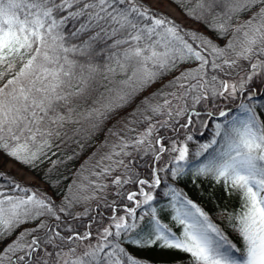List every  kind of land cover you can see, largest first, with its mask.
Wrapping results in <instances>:
<instances>
[{"label": "snow or ice", "instance_id": "6c2138e0", "mask_svg": "<svg viewBox=\"0 0 264 264\" xmlns=\"http://www.w3.org/2000/svg\"><path fill=\"white\" fill-rule=\"evenodd\" d=\"M188 2V16L217 38L230 34L223 46L140 0H0V152L34 168L54 140L73 141L82 152L132 108L108 128L59 203L0 172V264H151L125 244L187 254L178 264H264V121L257 112L264 110V0ZM237 69L244 74L231 78ZM194 124L201 134L211 124L212 134L191 155V132L183 140L158 135H179ZM164 153L168 163L139 178L134 154H151L155 162ZM63 162L52 161L49 172ZM166 169L173 180L190 173L222 183L229 195L239 194L240 207L221 213L222 227L169 185L163 194L177 234L152 203ZM130 184L138 191H125ZM112 188L124 215L117 216V200L108 202ZM101 204L111 211L108 224ZM141 206L146 211L137 219Z\"/></svg>", "mask_w": 264, "mask_h": 264}, {"label": "trees", "instance_id": "16d2710c", "mask_svg": "<svg viewBox=\"0 0 264 264\" xmlns=\"http://www.w3.org/2000/svg\"><path fill=\"white\" fill-rule=\"evenodd\" d=\"M170 4H172L176 9L184 15L185 18L188 20L194 22L197 25V28H192L190 26L184 25L180 21L176 20L173 16L170 14L162 11L159 8L153 7L149 5L144 0H140V3L144 4L145 6H148L150 9H152L154 12L162 13L168 18H170L175 24L179 25V27L184 31H200L202 30L203 33L209 35V37L213 40H217L218 42H225L230 38L229 36L217 38L214 32L209 30L206 25H204L201 21L195 19L194 17H190L186 13V8L190 7L191 4L188 2V0H167ZM248 15V13L242 14L238 19H240L243 16ZM236 21H234L235 23ZM226 43V42H225ZM169 77H165L164 80L160 81L158 86H160V83H165ZM231 78H234L232 76ZM255 86V85H254ZM154 89H149L148 92H145L141 94L140 97L137 98L136 103H139L140 99L143 98L144 95H148L151 91H154ZM227 104L226 101L221 100L220 105L221 107H224ZM135 105H133L134 107ZM231 107V105H227ZM197 110L203 111L204 105H197ZM132 111V108L126 109L124 112H121L119 117H117L116 120H112L109 122V124L105 127L103 132H97L92 138L91 142L88 144V146L81 152L78 145L73 141H66L63 139H56L53 142L52 148L49 150L48 155L46 158L42 157L41 162H38L36 167H29L26 166L18 161H15L20 166L24 167L28 171H30L41 183H43L44 187H39L34 183H25L21 180L17 179L16 177L10 175L9 173L0 170V172H5L7 175L14 177L17 181H19L21 184L29 186L35 190H39L41 193H44L48 196H51L57 203H59V200L61 199L60 193L62 190L66 189L67 184L71 182L72 175L75 173V170L77 169L80 161L83 157L86 156L87 152L91 149H94V151L97 150L99 143H101L102 139H105L108 136V128L111 127L113 124H117L119 120H122V118L126 115V112ZM257 112L260 115V118L262 121H264V110H261L257 108ZM207 119V117H204ZM162 119V118H161ZM186 120V117L184 118ZM183 122V121H182ZM187 132H191L193 135V141L188 143V147L190 150V155L192 152L196 150L199 143H204L207 140L211 138L212 134V126L209 124V127L203 131V134H201V130L199 125H193L191 128L187 130H181L179 135L176 133H173L171 130H161L158 135L165 136V137H174L179 140H183L184 136L187 134ZM165 146H168L169 141L165 139L163 141ZM103 150V149H102ZM91 152L92 153L94 152ZM73 152H78L79 155L77 158H75L72 161H66L65 157L72 155ZM4 154L3 152H1ZM5 155V154H4ZM135 160H133V157H128V160H133V167L136 168L137 172L139 173V178L141 179H150L151 177V168L152 167H163L165 163H168L169 157L167 153L162 154L161 161H153V157L151 154L149 155H136ZM10 158V157H9ZM11 159V158H10ZM54 160H60L64 161L63 163L57 165L51 172H49V169L52 168V161ZM171 168V165H169V169ZM169 169H166L165 172H160L158 175L161 178V185L158 186L155 191L145 186V190L150 189L153 191V195L156 197V199L152 202L153 206L157 209V217L161 220V223L167 224L172 231L179 234L180 228L175 224L174 221L171 219L172 210L168 207L170 197L164 196V190L171 185L172 187L177 188L178 190L182 191L189 199L193 200L194 203H196L200 208L205 211L209 217L213 220L214 223L220 224L222 227H225L226 221H222L221 219V213L224 212H231L235 209H238L240 207V197L239 194H232L229 195L227 191H225L223 184H217L214 180H212L210 177H196L195 179L193 176L188 173L176 180H173ZM64 176L69 177L67 180H62V182L58 185H53L50 183V181H55L58 178H62ZM115 191V190H114ZM125 191H138L137 185H126ZM139 198V197H137ZM114 200H117V207L118 211L119 208V198L114 195ZM108 202L111 203V201L108 199ZM125 204L128 205V201L126 198L123 201ZM92 207L95 209L97 207L96 202H93ZM81 209V207H77L76 210ZM82 211V210H81ZM99 211L103 213L104 217V223L108 224L109 221L107 219L108 216L111 215L110 209H105L103 205L101 204ZM146 209L141 206V208H138L136 210V217L139 219V216L142 212H145ZM95 214V213H93ZM149 217L145 216V219L143 221H140L141 225L147 224ZM87 222V218H85V223ZM28 225L22 226L20 229H17L16 233H13L12 236L8 237L7 240L4 241V243H9L12 239L15 238V235L18 234L20 230H22L23 227H27ZM227 234H229L230 238L233 239L234 242L237 241V237L231 233V229H227ZM95 240V233L93 235V242ZM128 250L132 253H134L137 256H141L146 258L148 261L151 262V264H178L180 261L186 260L187 254H181L176 256H163L162 253L159 252L161 248L157 245L138 250L141 252H138L136 248L125 244L124 245ZM3 245L0 244V248H2Z\"/></svg>", "mask_w": 264, "mask_h": 264}, {"label": "rangeland", "instance_id": "374dc122", "mask_svg": "<svg viewBox=\"0 0 264 264\" xmlns=\"http://www.w3.org/2000/svg\"><path fill=\"white\" fill-rule=\"evenodd\" d=\"M145 2H147L149 5L159 8L162 11L170 14L171 16H173L176 20L180 21L181 23H183L184 25L190 26L192 28H197V25L188 20L187 18L184 17V15H182L177 9L176 7H174L172 4H170L167 0H144ZM248 15L243 16L240 18V20L246 19ZM198 32V31H197ZM199 33H201L204 36H207L208 38L209 35L203 33L202 30L199 31ZM211 39V38H210ZM213 40V39H212ZM214 43L219 44L220 46H223L225 44V42H218L217 40H213ZM243 64V66L246 68L247 67V62H241ZM243 71L240 69H237L236 72H233V76L235 79H238L240 75H243ZM159 84L153 85L151 89H154L156 86H158ZM105 139L101 140V143H99L98 148L100 147V145L104 144ZM97 148V149H98ZM94 151V149H91L87 152L86 156L82 158V160L80 161L77 169L80 167V165L84 164L86 161H88L89 157L91 156V152ZM97 151V150H96ZM94 151V152H96ZM101 151H104V149ZM127 162V160H126ZM76 169V170H77ZM0 170L5 171L7 173H9L10 175L16 177L17 179L21 180L22 182L25 183H34L39 187H44L43 183H41L30 171H28L27 169H25L24 167L20 166L19 164H17L15 161H13L12 159H10L9 157H7L6 155L2 154L0 152ZM75 170V171H76ZM116 174H120L119 172H117ZM115 188H112L110 190V193L108 195V199L110 201L114 200V195L112 193H114ZM146 191H151L150 189L146 190ZM139 199V198H137ZM128 206L130 207H134L135 205L132 202H128ZM81 209H78L76 211H81ZM119 215H124V212L122 210H119V212H117V216ZM136 250H141V249H137ZM141 252V251H138ZM160 253H162L163 256H176V255H181L183 253H180L178 251H174V250H165V249H161L159 250Z\"/></svg>", "mask_w": 264, "mask_h": 264}]
</instances>
